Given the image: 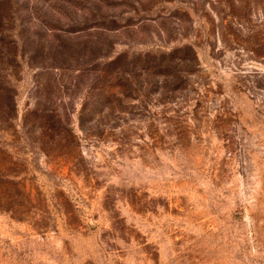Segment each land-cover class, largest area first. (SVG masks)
Here are the masks:
<instances>
[{"label":"rangeland","instance_id":"obj_1","mask_svg":"<svg viewBox=\"0 0 264 264\" xmlns=\"http://www.w3.org/2000/svg\"><path fill=\"white\" fill-rule=\"evenodd\" d=\"M0 77V264H264V0H0Z\"/></svg>","mask_w":264,"mask_h":264},{"label":"trees","instance_id":"obj_2","mask_svg":"<svg viewBox=\"0 0 264 264\" xmlns=\"http://www.w3.org/2000/svg\"><path fill=\"white\" fill-rule=\"evenodd\" d=\"M61 49V52H66L64 47ZM45 68H55V66L42 67V69ZM14 112L12 89L8 85V80L0 77V210L10 212L14 217H19L28 213L29 192L18 172L22 164L7 152L5 142L2 140L6 135L19 136V131L14 123L16 117ZM46 116L49 115L45 110L43 113L37 108L28 110L24 114L20 126L26 131L37 128L38 131L42 130L45 134L46 129H51L49 125L45 127L46 122L41 120Z\"/></svg>","mask_w":264,"mask_h":264}]
</instances>
